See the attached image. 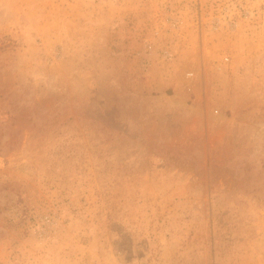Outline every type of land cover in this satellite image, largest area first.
<instances>
[{"label": "rangeland", "instance_id": "374dc122", "mask_svg": "<svg viewBox=\"0 0 264 264\" xmlns=\"http://www.w3.org/2000/svg\"><path fill=\"white\" fill-rule=\"evenodd\" d=\"M0 264H264V0H0Z\"/></svg>", "mask_w": 264, "mask_h": 264}, {"label": "built area", "instance_id": "2783aa9c", "mask_svg": "<svg viewBox=\"0 0 264 264\" xmlns=\"http://www.w3.org/2000/svg\"><path fill=\"white\" fill-rule=\"evenodd\" d=\"M226 60H228V57H225Z\"/></svg>", "mask_w": 264, "mask_h": 264}]
</instances>
